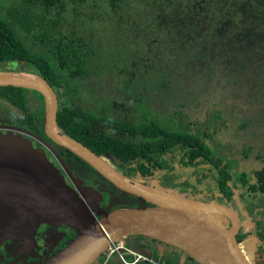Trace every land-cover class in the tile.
<instances>
[{
	"label": "trees",
	"instance_id": "16d2710c",
	"mask_svg": "<svg viewBox=\"0 0 264 264\" xmlns=\"http://www.w3.org/2000/svg\"><path fill=\"white\" fill-rule=\"evenodd\" d=\"M88 1L70 0L71 10L80 16L81 7ZM102 1L116 9L119 6L116 1L125 0ZM160 2L161 0L158 4ZM67 8L66 0H15L7 2L5 6L0 0V64L6 60H22L24 64L19 66V70L35 72L52 86L62 87L67 97L64 103L67 105L60 103L57 108L56 120L61 130L96 154L116 160L121 172L123 167L128 168L123 173L131 178H134L136 171L142 176L151 175V169L161 165V154L168 150H184L191 162L196 157L205 156L210 148L206 141L213 139L212 132H201L190 127L181 117L178 120L172 118L176 122L175 126L151 117H146L138 124L129 123L108 117L104 111L98 114L88 109H81V118L75 117L74 107L69 106L76 93L74 84L82 76L89 74L97 50L96 41L92 40L94 38L87 36L78 22L62 27L61 24L66 21ZM171 8L188 25H194L199 14L208 16L206 36L189 41L197 53L193 55L199 59L201 66L209 68L212 60L222 65L223 71H227L239 83L247 80L246 72L251 70L252 74L248 79L254 82L255 92L261 96L259 100H262L264 92L260 93V90L264 88V0H178ZM185 31L187 30L184 29L183 32ZM20 33L35 48L20 38ZM87 37L92 39L87 40ZM27 93L37 102L32 109L26 106ZM0 97L23 110L30 116L34 129L44 134L43 99L38 91L11 85L0 86ZM35 120H38V124ZM94 127L96 130H93ZM100 127L103 130H99ZM116 131L118 134H115ZM73 156L88 170L96 172L81 158ZM226 179L230 177L222 170L221 185L225 189ZM144 205L149 203L134 196L132 202L123 204L124 207ZM247 233L239 232L238 241ZM260 238L264 239V236L261 235ZM155 242L156 240L142 235H132L124 245L137 252H145ZM152 253L157 257L155 249ZM115 256L114 253L111 261ZM126 256L132 258L131 254ZM166 259L167 263L177 264L178 256L168 254ZM188 260L192 262L191 258Z\"/></svg>",
	"mask_w": 264,
	"mask_h": 264
},
{
	"label": "water",
	"instance_id": "95a60500",
	"mask_svg": "<svg viewBox=\"0 0 264 264\" xmlns=\"http://www.w3.org/2000/svg\"><path fill=\"white\" fill-rule=\"evenodd\" d=\"M7 85L38 91L44 104L46 136L79 156L122 192L149 203L104 210L79 187L75 190L53 175L43 149L21 137L0 135V218L27 223L31 229L39 221L64 224L77 232V237L45 264H95L111 242L125 244L132 235L156 240L141 253L153 255L155 249L164 261L170 254L178 256L177 264H255L251 258L255 248L251 250L248 243L251 238L237 239L239 232L250 229L243 225V217L249 218L244 212L216 200L187 196L156 180L146 184L125 175L106 157L61 130L56 120L57 96L37 73L0 70V86Z\"/></svg>",
	"mask_w": 264,
	"mask_h": 264
},
{
	"label": "rangeland",
	"instance_id": "374dc122",
	"mask_svg": "<svg viewBox=\"0 0 264 264\" xmlns=\"http://www.w3.org/2000/svg\"><path fill=\"white\" fill-rule=\"evenodd\" d=\"M9 1L15 2L1 0V3L5 6ZM158 1H116L119 6L114 9L102 0H89L78 16L71 10L70 0H66L68 8L62 27L78 22L84 33L94 38L87 37V40L96 41L97 50L89 74L74 84L78 88L77 104L96 113L106 109L108 116L132 123L145 115L169 121L173 118L171 111L178 107H184V120L188 117L195 121L208 110H217L228 118L220 137L221 153L235 146L236 122L244 119L249 122L244 130H251L255 138L240 133L244 136L242 144L252 142L253 147L260 150L259 147L264 145V125L260 128L256 124L257 116L264 114V101H259L261 96L256 94L254 82L249 79L236 82L213 60L209 68L201 66L199 59L193 56L197 53L190 38L161 22L164 17L157 19L155 11L170 15L171 5L178 0H161L160 4ZM204 21L195 24L196 31L191 32L203 35L209 28L207 15H204ZM25 42L35 48L29 39ZM263 92L264 88H261L260 93ZM239 147L243 146L240 144ZM106 158L117 166L116 160ZM237 160L245 164L249 158L238 155ZM242 221L243 225L252 228L250 217H243ZM245 236L247 241L251 238L248 242L251 250H256L259 238L256 235L257 240L249 237V233L242 238ZM251 258L253 262L258 261L256 253ZM116 259L115 262L124 264L118 257Z\"/></svg>",
	"mask_w": 264,
	"mask_h": 264
},
{
	"label": "flooded vegetation",
	"instance_id": "af4514ba",
	"mask_svg": "<svg viewBox=\"0 0 264 264\" xmlns=\"http://www.w3.org/2000/svg\"><path fill=\"white\" fill-rule=\"evenodd\" d=\"M166 14L169 13L164 14L158 11L157 19L164 17L160 20L161 22L188 36L189 41H196L197 37L206 36V31L203 35L191 32V30L196 31L194 25L198 22L205 23L203 14H199L194 25L183 23L176 16L174 8L170 9V15ZM184 29L187 31L183 32ZM20 38L25 40L21 33ZM21 64H24L22 60H6L0 64V70L19 71ZM248 74L250 76L252 71L249 70ZM52 88L57 96L58 105L60 103L65 104L67 97L62 87L52 86ZM77 93L78 88L76 86L74 100L69 106L74 107L75 117L81 118V109H91L77 104ZM36 103L35 98L32 99V95L27 93L26 106L32 109L33 104ZM17 107V105L0 97L1 136L12 137L13 139L21 137L35 148L43 149L49 161L51 173L72 186L73 189L78 190L79 187L81 193L88 199L96 201L100 208L111 210L132 202L133 195L116 188L94 168L96 172L88 170L80 160L74 158L73 152L51 141L45 133L36 131L29 120L30 116ZM260 108L263 110V107ZM103 111L107 115L106 109H101L99 113ZM182 113H184V107L174 108L171 111V115L177 120L179 117L183 119ZM146 117L158 118L171 126L176 124L173 119L172 121H164L159 117L149 115L142 116L136 123L143 122ZM227 120L228 118L223 117V114L217 110H208L206 115L196 121L194 118L187 117L184 122H187L190 127L196 125L194 128L201 132H212L213 134V139L206 141L210 148L205 152V156L196 157L191 162L184 150L179 148L168 150L161 154L163 156L161 165L151 169L153 172L151 175L142 176L136 171L134 178L146 184L156 180L163 187L174 188L177 192L187 196H193L204 201L216 200L220 203L229 204L240 214L244 211L253 222L252 231L249 229L248 233H253L259 238L255 250L258 261H255V264H264V239L260 238L261 235L264 236V145L259 147V150L253 147L252 142L246 145L242 144L244 139L242 134L255 138L251 130H244L249 125L248 120L244 119L240 123L236 122L237 130L233 133V138H236V143L233 144L235 146L226 148L225 153H221L219 147L222 144V139L220 137L225 131ZM201 121L204 122L200 124ZM257 121L256 127L261 128L264 125V114H259ZM35 123L38 124V120H35ZM93 130H96L95 127ZM99 130H103V128L100 127ZM115 134L118 132L116 131ZM240 144L243 146L242 148L239 147ZM206 153L210 155L208 156ZM238 155L249 158V161L245 164L240 163V160H237ZM122 169V172L128 170L126 167ZM222 170L227 174V177H230L225 181L226 189L221 185ZM99 217L100 215H97V218ZM28 227L29 224L27 223H15L7 217L0 218V264H45L47 259L58 254L77 237L76 230L64 224L39 221L34 229Z\"/></svg>",
	"mask_w": 264,
	"mask_h": 264
},
{
	"label": "built area",
	"instance_id": "2783aa9c",
	"mask_svg": "<svg viewBox=\"0 0 264 264\" xmlns=\"http://www.w3.org/2000/svg\"><path fill=\"white\" fill-rule=\"evenodd\" d=\"M124 264H137L143 262L145 264H173L167 263L159 257L153 255H146L141 252L134 251L130 247H126L124 244L119 242H111L99 257V261L95 264H106L109 257L114 255ZM131 254L132 258H128L126 255Z\"/></svg>",
	"mask_w": 264,
	"mask_h": 264
},
{
	"label": "crops",
	"instance_id": "0c3cea01",
	"mask_svg": "<svg viewBox=\"0 0 264 264\" xmlns=\"http://www.w3.org/2000/svg\"><path fill=\"white\" fill-rule=\"evenodd\" d=\"M111 259H112V256L109 257L110 262H111ZM109 260H108V262H109ZM114 260H117L116 257L113 258V263H109V264H120L118 262H115ZM108 262L106 264H108ZM139 264H145V263H139Z\"/></svg>",
	"mask_w": 264,
	"mask_h": 264
}]
</instances>
